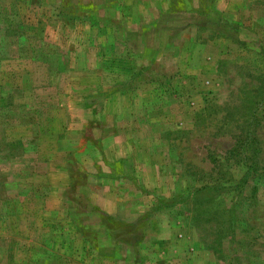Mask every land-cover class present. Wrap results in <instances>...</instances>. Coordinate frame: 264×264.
Instances as JSON below:
<instances>
[{"label":"rangeland","instance_id":"1","mask_svg":"<svg viewBox=\"0 0 264 264\" xmlns=\"http://www.w3.org/2000/svg\"><path fill=\"white\" fill-rule=\"evenodd\" d=\"M0 264H264V0H0Z\"/></svg>","mask_w":264,"mask_h":264},{"label":"crops","instance_id":"2","mask_svg":"<svg viewBox=\"0 0 264 264\" xmlns=\"http://www.w3.org/2000/svg\"><path fill=\"white\" fill-rule=\"evenodd\" d=\"M130 69H131V68H130ZM131 70H132V69H131ZM123 75L126 76V77H129V76H132V75H133V72H131V71H130L129 73H128V72H125ZM107 211H108V210H107ZM109 211H110L111 213L114 212V211L116 212L115 207L113 208V210L109 209ZM115 212H114V213H115ZM190 252H195V248H191V249H190Z\"/></svg>","mask_w":264,"mask_h":264},{"label":"trees","instance_id":"3","mask_svg":"<svg viewBox=\"0 0 264 264\" xmlns=\"http://www.w3.org/2000/svg\"><path fill=\"white\" fill-rule=\"evenodd\" d=\"M112 223H113V220H112V219H108V223H107V225H110V226H108L109 229L112 228V227H113V228L115 227V226H114V223H113V224H112Z\"/></svg>","mask_w":264,"mask_h":264}]
</instances>
